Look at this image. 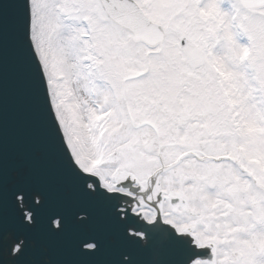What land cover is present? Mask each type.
<instances>
[{
  "label": "snow or ice",
  "instance_id": "1",
  "mask_svg": "<svg viewBox=\"0 0 264 264\" xmlns=\"http://www.w3.org/2000/svg\"><path fill=\"white\" fill-rule=\"evenodd\" d=\"M0 264H264V0H0Z\"/></svg>",
  "mask_w": 264,
  "mask_h": 264
},
{
  "label": "water",
  "instance_id": "2",
  "mask_svg": "<svg viewBox=\"0 0 264 264\" xmlns=\"http://www.w3.org/2000/svg\"><path fill=\"white\" fill-rule=\"evenodd\" d=\"M24 150V143L20 132L17 130L15 133V144L13 145V152L14 153H22ZM66 247L64 245H50L47 247L46 252L44 255L46 256H54L57 254H65Z\"/></svg>",
  "mask_w": 264,
  "mask_h": 264
}]
</instances>
